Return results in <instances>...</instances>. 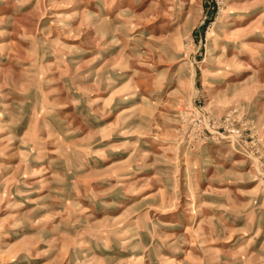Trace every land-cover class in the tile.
<instances>
[{
  "label": "rangeland",
  "instance_id": "1",
  "mask_svg": "<svg viewBox=\"0 0 264 264\" xmlns=\"http://www.w3.org/2000/svg\"><path fill=\"white\" fill-rule=\"evenodd\" d=\"M0 264H264V0H0Z\"/></svg>",
  "mask_w": 264,
  "mask_h": 264
},
{
  "label": "bare ground",
  "instance_id": "2",
  "mask_svg": "<svg viewBox=\"0 0 264 264\" xmlns=\"http://www.w3.org/2000/svg\"><path fill=\"white\" fill-rule=\"evenodd\" d=\"M255 74H256V72H255ZM231 75V74H230Z\"/></svg>",
  "mask_w": 264,
  "mask_h": 264
}]
</instances>
